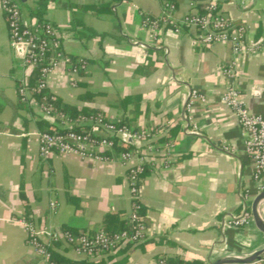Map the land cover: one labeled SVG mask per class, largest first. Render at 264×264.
Wrapping results in <instances>:
<instances>
[{
  "label": "crops",
  "instance_id": "0c3cea01",
  "mask_svg": "<svg viewBox=\"0 0 264 264\" xmlns=\"http://www.w3.org/2000/svg\"><path fill=\"white\" fill-rule=\"evenodd\" d=\"M16 1L24 22L32 23L38 0ZM210 1H45L42 20L54 24L61 50L87 61L75 86L66 67L55 70L49 90L59 101L135 128H167L140 177L147 237L95 257L60 242L58 255L102 264H157L160 256L211 264L264 248V233L250 212L257 194L252 159L233 110L220 100L227 82L222 66L234 62L248 108L264 116V0H215L225 17L245 27L246 42L259 44L240 54L229 43L193 45L195 27L176 30L184 16ZM145 17L158 19L157 28L143 26ZM28 73L10 44L0 5V264H46L15 218L40 228L93 232L107 212L127 222L131 209L128 164L56 152L38 156L37 133L49 122L31 103L21 104L18 82ZM190 90L204 100L188 108ZM257 210L264 220V199ZM242 211L251 215L249 224L222 226L226 215Z\"/></svg>",
  "mask_w": 264,
  "mask_h": 264
},
{
  "label": "built area",
  "instance_id": "2783aa9c",
  "mask_svg": "<svg viewBox=\"0 0 264 264\" xmlns=\"http://www.w3.org/2000/svg\"><path fill=\"white\" fill-rule=\"evenodd\" d=\"M2 11L6 18L7 33L10 44L15 52L19 65L32 72L37 69L36 80L29 83L26 75L18 82V95L23 102L31 103L43 118L56 121L66 131H39L38 156L48 158L53 153L75 154L81 159L94 162H112L119 160L128 164L129 193L131 209L128 214V228L118 232L107 233L103 229L95 232L84 231L74 234L68 230L37 227L27 217L15 218L24 230L27 243L46 264H54L50 260V251L56 243L64 242L70 245L77 254L95 257L115 251L126 245H135L148 235L144 215L141 214V184L140 177L145 170L149 157L158 152L157 141L164 136L166 125L133 128L128 125H117L118 120L107 119L102 113L85 116L78 115L69 118L53 104L55 95L49 90V81L59 67H66L71 76L70 84L76 85L80 71L87 68L84 58L72 59L61 50L54 24L49 21L32 23L24 22L21 8L16 0H0ZM170 3L166 8L170 9ZM158 19L145 17L143 26L151 30L157 28ZM195 27L197 32L192 38L193 45L208 46L214 43H229L235 54L252 52L258 42H246L245 27L225 17L216 4L210 1L203 12H194L184 16L176 25ZM28 73V75H29ZM222 73L227 82L220 100L229 106L238 121L243 137L244 148L253 163V179L256 192L264 190V116L251 111L237 86V70L234 62L223 64ZM39 95V99L35 97ZM188 108L197 99L204 100L202 94L190 90L187 94ZM116 144L130 145L129 150L114 152ZM168 144H164L167 150ZM55 202L50 203L54 209ZM251 215L246 211L231 213L223 218L222 226L240 228L249 224ZM157 264H188L172 262L166 257L157 258Z\"/></svg>",
  "mask_w": 264,
  "mask_h": 264
},
{
  "label": "trees",
  "instance_id": "16d2710c",
  "mask_svg": "<svg viewBox=\"0 0 264 264\" xmlns=\"http://www.w3.org/2000/svg\"><path fill=\"white\" fill-rule=\"evenodd\" d=\"M45 1L46 0H38L37 6L34 7L31 10L33 17H35L38 21H43L42 20V14L44 12V8H45L44 6L46 4ZM201 12H203V11H201ZM70 57L72 59H76V57H72V56H70ZM80 73H82V71H80ZM36 74H37V69L35 68L34 70H32L31 73H29V75H27L29 77V83L30 84L35 82ZM35 97L37 99L40 98L39 95H35ZM19 99H20V97H19ZM20 101H21V99H20ZM21 104H23V105L25 104L26 105V104H28V102L21 101ZM53 104L55 105V107L57 109H59L64 114H66L69 118H72V119L76 118L80 114L88 116V115H92V114L98 113V111L95 110V109H79V108H76L74 106H70V105H67V104H62L56 96H55V100L53 101ZM45 120H47L49 122L48 123L49 125L47 124L46 126H44L42 131L53 132V131L59 130V131L62 132V131H66L67 130V128L62 129L58 125L55 126L54 122H51L49 119H45ZM50 123L53 124V126ZM116 124L117 125H128V126H130L129 123L125 119H119L116 122ZM133 128H135V127H133ZM135 129H137V128H135ZM169 134H170V130L168 131V135ZM129 148H130V145L116 144L114 152L118 153V152L123 151V150H129ZM141 214L144 215L143 214V206L141 208ZM126 228H128V221L124 222L123 220H120L119 219V213H117V212H107L103 216L102 228L101 229H103L107 233L118 232V231H121V230L126 229ZM62 230H68V231H70V232H72L74 234H79L81 232H84V231H78L77 232V231H74V230H72L70 228H64ZM93 232H95V231H93ZM57 244L58 243H56L54 245V248H55V246ZM126 246H129V245H126ZM54 248L51 249V251H50V260L54 264H102L101 262H88V261H85V260H72V259L64 258V257L58 255L56 253V251L54 250ZM167 259L169 261H172V262H184L185 261V260H170L169 258H167ZM188 264H197V263L188 262Z\"/></svg>",
  "mask_w": 264,
  "mask_h": 264
},
{
  "label": "water",
  "instance_id": "95a60500",
  "mask_svg": "<svg viewBox=\"0 0 264 264\" xmlns=\"http://www.w3.org/2000/svg\"><path fill=\"white\" fill-rule=\"evenodd\" d=\"M262 199H264V190L257 193L254 197L250 207V212L256 227L264 233V220L261 218L257 210V205ZM263 253L264 248L256 250L248 256H222L214 260L211 264L250 263L255 260L264 259V257L262 256Z\"/></svg>",
  "mask_w": 264,
  "mask_h": 264
}]
</instances>
